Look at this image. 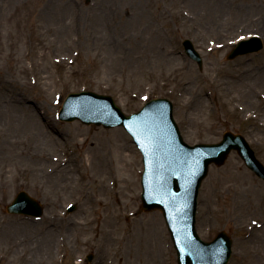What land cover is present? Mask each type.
I'll return each mask as SVG.
<instances>
[{"label": "rangeland", "instance_id": "1", "mask_svg": "<svg viewBox=\"0 0 264 264\" xmlns=\"http://www.w3.org/2000/svg\"><path fill=\"white\" fill-rule=\"evenodd\" d=\"M251 34L264 43V0H0V264H177L161 212L140 208L142 156L129 134L58 111L82 89L126 114L166 97L186 142L233 131L264 164V45L226 59ZM19 190L42 204L40 218L5 212ZM196 228L204 240L232 237L228 264H264V182L236 152L210 165Z\"/></svg>", "mask_w": 264, "mask_h": 264}, {"label": "water", "instance_id": "2", "mask_svg": "<svg viewBox=\"0 0 264 264\" xmlns=\"http://www.w3.org/2000/svg\"><path fill=\"white\" fill-rule=\"evenodd\" d=\"M182 44L186 54L201 67L202 60L191 41L184 39ZM261 48L260 38L253 37L240 41L227 54V58L232 59ZM171 109L168 100L153 99L134 116L140 119L141 115L146 119V128L152 135L141 139V129L132 131L146 156L142 208L162 210L177 250L178 264H226L230 256L229 236L221 231L213 241L204 242L195 232L194 212L201 180L207 173L208 165L211 162L221 165L232 149L237 150L244 163L263 180L264 166L239 134L225 132L219 143L194 147L187 145L172 119ZM61 118H80L85 123L93 122L104 126L124 124L129 130L133 129L135 123L134 118H126L120 112L110 97L85 91L69 94ZM6 209L8 212L35 216L42 214L41 205L24 191L18 192Z\"/></svg>", "mask_w": 264, "mask_h": 264}, {"label": "bare ground", "instance_id": "3", "mask_svg": "<svg viewBox=\"0 0 264 264\" xmlns=\"http://www.w3.org/2000/svg\"><path fill=\"white\" fill-rule=\"evenodd\" d=\"M120 146V145H119ZM118 146V147H119ZM122 147V146H121ZM122 149V148H121ZM94 150H95V155H96V158H97V163L96 164H94L92 161H90L91 162V164L93 165V168L95 167V165H97L100 169H101V167H103L104 166V163H106V158H105V156L102 154V152H99L98 150H96V149H92L91 151H90V153L88 154V156H90L91 158H94L93 157V155H94ZM94 155V156H95ZM127 155L126 154H124L123 152H121V153H119V160H123V161H125L126 159H127ZM89 158V157H88ZM131 177V176H130ZM118 178H121L120 176H118ZM132 178H134V177H132ZM133 185H136V181L135 182H133ZM156 240H159L157 237H156Z\"/></svg>", "mask_w": 264, "mask_h": 264}]
</instances>
